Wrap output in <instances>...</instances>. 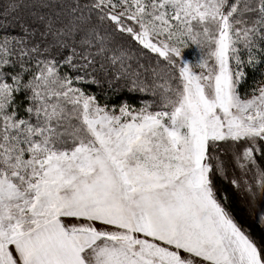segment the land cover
<instances>
[{
  "label": "snow or ice",
  "instance_id": "6c2138e0",
  "mask_svg": "<svg viewBox=\"0 0 264 264\" xmlns=\"http://www.w3.org/2000/svg\"><path fill=\"white\" fill-rule=\"evenodd\" d=\"M0 264H264V0H0Z\"/></svg>",
  "mask_w": 264,
  "mask_h": 264
},
{
  "label": "rangeland",
  "instance_id": "374dc122",
  "mask_svg": "<svg viewBox=\"0 0 264 264\" xmlns=\"http://www.w3.org/2000/svg\"><path fill=\"white\" fill-rule=\"evenodd\" d=\"M192 51H193L192 49L187 50L188 53H192ZM189 58L191 59V55L189 56Z\"/></svg>",
  "mask_w": 264,
  "mask_h": 264
}]
</instances>
